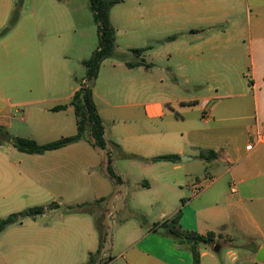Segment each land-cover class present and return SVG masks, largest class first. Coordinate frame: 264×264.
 I'll use <instances>...</instances> for the list:
<instances>
[{
	"label": "crops",
	"instance_id": "0c3cea01",
	"mask_svg": "<svg viewBox=\"0 0 264 264\" xmlns=\"http://www.w3.org/2000/svg\"><path fill=\"white\" fill-rule=\"evenodd\" d=\"M179 5L181 18L186 20L180 22V26L175 27L178 32L172 34L176 36L172 39L176 48L167 57V69L175 72L183 83L203 85L205 91L184 96L166 93L164 99L153 96L144 105V112L150 121L159 122L162 127L151 129L144 121L127 118L133 111L123 110L126 118H112L111 131L115 139L112 145L117 143L119 148L123 146L128 151L125 153L139 157L132 159L145 166L139 177H143L142 186L149 192L183 190L184 184L195 187L200 181L193 171L192 164L196 162H201L207 171L212 170L213 197L210 204L201 205L196 213L201 231L204 226L199 212L204 214L210 210L212 216L208 213L206 218L213 224L211 229H217L213 230L216 242L212 250L199 246L198 264H227L215 257V252L223 248L225 238L230 242L227 255L232 261L241 248L257 257L264 248V243L256 242V236L264 238V86L259 89L261 83L257 82L256 69L257 51L264 54V0H179ZM11 13V0H1L0 30L7 26ZM25 18H20L13 27L15 33H20L15 45L0 51V127L7 133L14 128L17 114L21 115L20 121L26 122L32 109L57 114L75 112L71 98L86 83L84 79L79 86H74L70 77L65 79L66 85L59 83L57 70V73L51 72L49 82L45 81L36 44L49 34L45 31L39 34L36 26L29 33L30 25L22 31ZM29 45L33 48L31 52ZM247 70L251 72V81H237L236 75L245 78ZM160 82L166 87L171 85L163 79ZM154 84L151 79V87ZM59 105L66 106L54 110ZM82 141L85 140L38 155L78 150L86 155ZM6 144L4 140L0 145V210L12 212L13 204L22 203L26 196L34 197L42 188L38 177L26 169L37 171L43 165L19 166L9 157L12 149L11 145L6 149ZM209 151L217 152V156L212 157ZM162 154H179L180 160H146ZM97 165L98 162L88 160L81 170L93 176ZM18 169L30 176L18 173ZM120 177L118 182L113 179L116 192L111 205L125 201L129 195L128 178L123 173ZM27 178L33 181L31 190L26 185ZM103 195L98 192L90 203L105 197ZM107 202L108 199L103 203ZM149 203L151 205V200ZM105 210L106 215L99 220L96 214H90L100 227L101 237L91 218L80 214L78 216L87 219H77L75 227L57 231L50 243L45 240L43 230L3 241L4 250L0 254L4 264H88L90 253H95L100 246V238L109 233L106 218L112 216V212L106 207ZM230 226L232 229H227ZM157 232L163 231L150 222L122 231L117 240L112 232L111 242L108 245L102 242L95 264H196L189 244L159 237L155 235ZM217 245L219 250L216 251Z\"/></svg>",
	"mask_w": 264,
	"mask_h": 264
},
{
	"label": "rangeland",
	"instance_id": "374dc122",
	"mask_svg": "<svg viewBox=\"0 0 264 264\" xmlns=\"http://www.w3.org/2000/svg\"><path fill=\"white\" fill-rule=\"evenodd\" d=\"M11 2L12 13L5 27L10 25V20L17 10L18 20L26 16L22 31H25L26 26L30 25L27 28L29 33L33 32L36 26L39 34L42 31L49 34L41 37L36 44L41 54L45 81L49 82L52 79L51 72L57 70L59 83L66 85L65 79L70 77V83L74 86H79L84 79L86 80L85 84L91 86L92 80L87 78L86 67L83 64L84 60L89 59L99 46L98 23L91 8V1L11 0ZM111 20L116 29L117 47L115 54L101 63L99 73L94 80L93 90L99 113L105 123L106 139L110 142H108V150L112 154L113 168L119 176L122 173L126 174L127 185H131L129 195L125 201H116L114 204L112 202L111 205L116 186L108 174L107 151H101L94 147L88 140L82 141V148L86 155L79 153V150L73 153L27 154L6 141V149L9 148V145L12 149L9 157L19 166L43 165L42 169L38 168L37 171L25 168L32 176L38 177L42 188L37 191L34 197L26 196L22 203L13 204L12 212L0 210V218L37 205L46 207V212L38 215L35 219L24 218L21 224H13L2 231L0 233V253L4 250L1 245L3 241L8 239L13 241L12 239L21 235H29L35 231L43 230L45 240L50 243L57 231L75 227L77 219H87L84 216H78L80 214L68 213V208L94 201L98 192L103 193V196L108 199L109 204L108 202L103 203L104 208L106 207L112 212V216L106 218L109 233L100 238L102 242H106V245L111 242L109 235L112 232L116 235L117 240L122 231L136 225L144 226L150 222L152 226L154 224L158 228L159 222L173 217L178 211L181 212L180 223L186 231L207 235L209 232L215 233L213 230H217L211 229L213 224L210 218L209 220L206 218L210 213L209 210L204 214L199 212L201 225L204 226L200 231L196 213V209H199L201 205L210 204L213 197L211 193L213 190L212 170L207 171L201 162H196L192 165L193 171L200 177L198 185L192 188L190 184H184L183 190L180 188H176L175 191L162 189L161 194H157L154 190L149 192L142 186L143 177H139V175L145 166L132 158L124 157L123 153L128 151L123 149V146L119 148L112 145V142L115 141L111 131L113 130L112 118H126L122 115L123 110L133 111L131 117L127 118L144 121L146 125L151 126V129L156 126L162 127L159 122L150 121L144 112V105L153 96L164 99L166 93L169 96H184L198 94L205 89L203 85L196 87L194 84L183 83L175 72L169 70L170 68L167 69V57L176 48V44L170 37L178 32L175 27L180 26V22L186 20V18H181L179 0H124L112 7ZM5 27L0 30V37L7 35L9 37L0 40V51L2 52L14 46L20 35L19 32L15 33L13 27L7 33L2 34ZM145 46L152 47L151 51L145 54L146 63L149 66L142 65L134 68L127 66L125 60L134 59L131 49ZM28 49L29 52L33 50L31 45ZM257 52V82L261 83L259 89H262L264 86V54H260L259 50ZM243 77L237 74L235 78L237 81L241 80L242 83L245 80L249 83L251 72L247 70L245 78ZM175 78L178 79L177 82ZM151 79L155 81L152 87ZM162 79L177 88L175 89L171 85L164 86L160 82ZM133 103L135 104L134 108L132 107ZM32 110L27 116L26 122L19 120L20 114L16 115L14 128L9 129L10 132L5 135L3 140H6L7 135H11L12 137L32 138L43 144L77 133L76 115L73 110L69 114H57L45 112V110L39 111V109ZM88 160L98 162L93 176L81 170V166L86 165ZM22 170L18 169L17 172L24 175ZM26 181L28 190H31L29 188L33 181L30 178H27ZM54 203L60 206L57 209H51V204ZM17 208L19 210H16ZM104 208L99 207L97 212L104 211ZM81 214H86V217L91 218L94 228L101 237L100 227L94 217L87 213ZM227 229L231 230L232 227ZM162 231L155 235L171 239L165 234L164 229ZM239 240L242 241L243 237H239ZM256 240V242L264 243V238L260 236H256ZM228 244H230L228 239H223V248L220 252H215V257L219 261L227 264H264V261L258 262L254 253L246 251L245 248L238 249L236 260L232 261L227 255ZM213 245L207 247L212 250V248L214 249ZM113 254L115 255V253ZM77 255L81 256V253L77 252ZM0 264H4L1 254Z\"/></svg>",
	"mask_w": 264,
	"mask_h": 264
},
{
	"label": "trees",
	"instance_id": "16d2710c",
	"mask_svg": "<svg viewBox=\"0 0 264 264\" xmlns=\"http://www.w3.org/2000/svg\"><path fill=\"white\" fill-rule=\"evenodd\" d=\"M91 8L94 13L96 22L98 23L99 32V46L93 52L89 59L84 60L83 64L86 67V74L89 80L92 82L96 79L101 62L110 58L115 54L117 47L116 41V29L111 20V9L112 7L123 0H90ZM18 12L16 11L11 19V23L8 27L3 30L2 34L7 33L11 27H13L18 21ZM176 36L170 37L174 39ZM150 48V46L132 48L131 53L134 55V59L125 60L127 66L134 68L137 66L146 65L145 52ZM176 82L178 81L175 78ZM93 83L91 86L83 84L79 89L75 91L71 98V105L74 107L77 123V133L70 136H63L60 139L47 142L39 143L35 139L25 138V137H13V145L21 152H26L29 154H43L50 150L60 149L67 145L79 142L81 140H88L94 147L107 150L109 143L106 139V128L102 116L99 113V108L95 100ZM66 105H59L54 107V110L63 109ZM7 134L2 127H0V145L3 143V138ZM116 147H119L117 143H114ZM210 155L213 157L217 156V152L209 151ZM202 155H205L204 153ZM107 170L109 176L115 181H119L121 177L115 172L113 168V158L111 151H107ZM124 157L127 158H139L137 155L123 153ZM209 156V158H212ZM148 161H173L177 162L180 160L179 154H162L155 156L151 159H146ZM106 200L105 197L97 199L94 203L85 202L83 204H78L76 206H71L68 208V213H87L96 214L97 220L101 216L106 215V210L103 207V202ZM60 205L57 203L51 204V209H57ZM104 208V211L97 213L98 208ZM46 212V207L43 205H37L34 207L27 208L22 211L13 212L5 218H0V233L4 231L8 226L13 224H21L24 218L35 219L38 215ZM181 212L178 211L170 219L160 223L158 226L166 231L168 236L175 239L180 243H187L190 245L194 257L195 263H199V246H208L215 244L216 235L215 233L209 232L207 235L200 234L199 232H190L183 229L181 223ZM102 250V239L98 250L95 253H90V259L88 264H95L97 258L101 254Z\"/></svg>",
	"mask_w": 264,
	"mask_h": 264
},
{
	"label": "water",
	"instance_id": "95a60500",
	"mask_svg": "<svg viewBox=\"0 0 264 264\" xmlns=\"http://www.w3.org/2000/svg\"><path fill=\"white\" fill-rule=\"evenodd\" d=\"M5 139H6V141H8V142H12V136H11V135H7ZM182 158L184 159L185 156H182ZM215 250H216V251L219 250V245H217V246L215 247ZM256 260H257L258 262H262V261H264V248H262V249L258 252V255H257V257H256Z\"/></svg>",
	"mask_w": 264,
	"mask_h": 264
}]
</instances>
